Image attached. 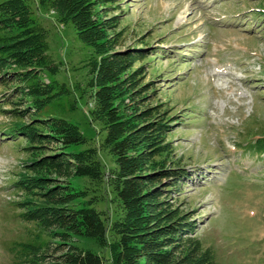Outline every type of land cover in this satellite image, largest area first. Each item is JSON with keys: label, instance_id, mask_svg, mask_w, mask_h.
Listing matches in <instances>:
<instances>
[{"label": "rangeland", "instance_id": "obj_1", "mask_svg": "<svg viewBox=\"0 0 264 264\" xmlns=\"http://www.w3.org/2000/svg\"><path fill=\"white\" fill-rule=\"evenodd\" d=\"M109 9L107 17L118 16L112 32L116 50L146 55L134 66L143 67V83L154 87L146 105H160L161 113L174 120L165 164L179 167L184 176L170 199L191 217L196 236L211 249L216 264H264V152L249 146L264 136V0H116ZM39 15L48 29L49 64L56 71H42L39 79L58 83L53 94L61 86L66 90L45 105L41 117L49 114L75 124L96 145L103 132L88 115L91 48L69 26L54 25L50 13ZM13 71L0 70V264H14L9 250L14 241L59 243L36 223L22 222L14 207L28 199L13 187L33 176L24 166L58 146L38 144L44 151L35 153L27 151L24 137L8 134L9 126L31 124L32 118L14 113L31 105L17 95L15 87L20 91L26 83L11 76ZM100 156L111 167L110 158ZM158 161L164 162L163 157ZM57 181L80 188L87 183L80 178ZM75 245L96 250L84 238Z\"/></svg>", "mask_w": 264, "mask_h": 264}, {"label": "trees", "instance_id": "obj_2", "mask_svg": "<svg viewBox=\"0 0 264 264\" xmlns=\"http://www.w3.org/2000/svg\"><path fill=\"white\" fill-rule=\"evenodd\" d=\"M115 3L0 0V70L12 68L17 73L11 76L26 83L21 92L17 87L15 91L30 99L31 107L14 113L32 116L31 124L11 125L8 134L24 137L27 151L35 153L43 143L58 146L25 165L33 176L13 187L28 196L14 203L18 218L36 223L59 243L51 247L50 242L14 241L9 247L14 264H216L211 249L196 236L191 217L180 213L170 199L184 176L179 167L165 164L171 153L166 138L174 120L161 113L160 105H146L154 87L143 83L142 66L134 68L146 58L142 50H116L112 32L118 16L107 17ZM39 11L53 15L54 25L69 26L91 48L86 61L88 115L103 132L96 145L75 124L49 114L41 117L45 105L66 90L61 86L53 94L58 83L39 79L42 71L56 73L49 64L48 29ZM71 146L84 148L76 151ZM249 146L261 154L264 136ZM101 153L110 158L111 167L106 168ZM58 178L87 183L81 188L69 181L56 184ZM79 238L91 240L96 250L76 246Z\"/></svg>", "mask_w": 264, "mask_h": 264}]
</instances>
